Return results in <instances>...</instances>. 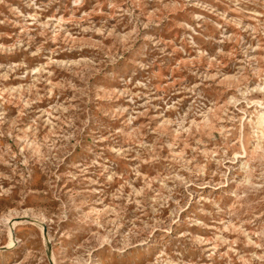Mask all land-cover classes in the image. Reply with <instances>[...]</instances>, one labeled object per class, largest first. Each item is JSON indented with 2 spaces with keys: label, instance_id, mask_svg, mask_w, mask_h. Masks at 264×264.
I'll use <instances>...</instances> for the list:
<instances>
[{
  "label": "rangeland",
  "instance_id": "obj_1",
  "mask_svg": "<svg viewBox=\"0 0 264 264\" xmlns=\"http://www.w3.org/2000/svg\"><path fill=\"white\" fill-rule=\"evenodd\" d=\"M263 114L264 0H0V264H264Z\"/></svg>",
  "mask_w": 264,
  "mask_h": 264
},
{
  "label": "bare ground",
  "instance_id": "obj_2",
  "mask_svg": "<svg viewBox=\"0 0 264 264\" xmlns=\"http://www.w3.org/2000/svg\"><path fill=\"white\" fill-rule=\"evenodd\" d=\"M261 122H262V124H264V114L261 116ZM261 128L263 129V127H261ZM261 133H262V131H261Z\"/></svg>",
  "mask_w": 264,
  "mask_h": 264
}]
</instances>
